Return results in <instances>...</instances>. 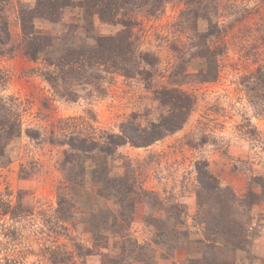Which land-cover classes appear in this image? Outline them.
<instances>
[{
    "label": "rangeland",
    "instance_id": "obj_1",
    "mask_svg": "<svg viewBox=\"0 0 264 264\" xmlns=\"http://www.w3.org/2000/svg\"><path fill=\"white\" fill-rule=\"evenodd\" d=\"M161 88L194 100L177 131L63 144ZM0 147V264H264V0H0Z\"/></svg>",
    "mask_w": 264,
    "mask_h": 264
},
{
    "label": "trees",
    "instance_id": "obj_2",
    "mask_svg": "<svg viewBox=\"0 0 264 264\" xmlns=\"http://www.w3.org/2000/svg\"><path fill=\"white\" fill-rule=\"evenodd\" d=\"M105 8L109 9V3ZM105 8L98 10L100 15L106 13ZM154 93L161 104L168 106V112L160 116L157 121H151L148 125H141L136 122V115H132L120 123L118 132H105L100 137L101 140L71 134L63 141V144H67L73 151L99 152L107 157L114 154L119 146L129 144L133 147H146L166 134L177 131L187 120L194 104L193 98L188 93L176 88H161L155 90ZM3 153L4 151L0 147V155ZM73 156V152H65V161ZM105 168L106 165L101 168L100 176ZM196 173L199 186L203 192L210 193L218 189V182L206 168L205 162L197 163ZM92 174L97 176L99 172L94 170Z\"/></svg>",
    "mask_w": 264,
    "mask_h": 264
}]
</instances>
